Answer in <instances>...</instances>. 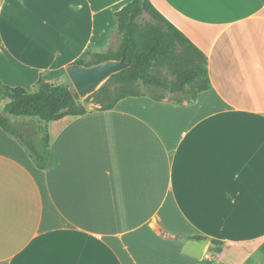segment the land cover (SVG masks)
<instances>
[{"label": "crops", "instance_id": "1", "mask_svg": "<svg viewBox=\"0 0 264 264\" xmlns=\"http://www.w3.org/2000/svg\"><path fill=\"white\" fill-rule=\"evenodd\" d=\"M150 1L210 89L51 122L46 171L0 128V264H264V0ZM131 2L0 0V82H59Z\"/></svg>", "mask_w": 264, "mask_h": 264}, {"label": "trees", "instance_id": "2", "mask_svg": "<svg viewBox=\"0 0 264 264\" xmlns=\"http://www.w3.org/2000/svg\"><path fill=\"white\" fill-rule=\"evenodd\" d=\"M116 19V50L109 48L104 53L91 50L86 59L79 63L92 67L125 57L130 65L129 69L109 79L115 83L113 89L102 88L91 97L100 106L98 110H111L125 98L142 96L133 88L136 84L169 93L172 83L179 84L182 89L177 94L181 98L172 99L176 104H192L202 92L210 89L206 56L150 0H132L116 13ZM163 68L167 69L173 80L160 76ZM154 99L163 98L154 96ZM0 100L3 102L0 128L24 148L41 171L48 170L55 163L48 124L66 116L88 112L78 109L79 95L71 84L49 82L45 74L40 76L33 92L0 82ZM175 239L185 240L180 237ZM186 239L205 240L204 237Z\"/></svg>", "mask_w": 264, "mask_h": 264}, {"label": "water", "instance_id": "3", "mask_svg": "<svg viewBox=\"0 0 264 264\" xmlns=\"http://www.w3.org/2000/svg\"><path fill=\"white\" fill-rule=\"evenodd\" d=\"M130 68L126 58L121 60H110L98 65L87 67L79 63H74L66 67V72L71 80L75 92L82 99H87L97 92V90L108 81L113 75ZM179 84L170 85V93L174 94L181 91Z\"/></svg>", "mask_w": 264, "mask_h": 264}, {"label": "rangeland", "instance_id": "4", "mask_svg": "<svg viewBox=\"0 0 264 264\" xmlns=\"http://www.w3.org/2000/svg\"><path fill=\"white\" fill-rule=\"evenodd\" d=\"M117 38H118V35L115 34L113 36L114 41L111 43V46H110V48L112 50H116V48H117V45H118ZM160 76L163 77V78H166L168 80H173V77L171 76V74L165 68L162 69V71L160 73ZM59 82H61V83H69V84L72 85L71 80H70L67 72H65L63 74V76L61 77ZM72 87H73V85H72ZM105 87L113 89L115 87V83L108 80L97 90V92L100 91L102 88H105ZM133 88L135 89L136 92H138L140 94L152 95V96H157V97H160V98H164L165 97L167 99H173V100L174 99L177 100V99L181 98V96L179 94H177L178 92L174 93V94H171L169 92L157 89L155 87L145 86L143 84H136ZM93 95H91L87 99H82L81 97H79L78 109H84V110H86L88 112L91 111V110H94V109L98 110L100 106L94 103L93 98H91ZM89 98H91V99H89ZM2 109H3V102L0 100V113H2Z\"/></svg>", "mask_w": 264, "mask_h": 264}]
</instances>
